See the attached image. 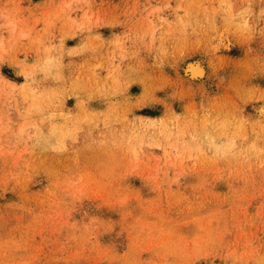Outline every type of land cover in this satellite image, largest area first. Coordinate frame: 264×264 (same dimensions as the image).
Here are the masks:
<instances>
[{"label": "rangeland", "instance_id": "rangeland-1", "mask_svg": "<svg viewBox=\"0 0 264 264\" xmlns=\"http://www.w3.org/2000/svg\"><path fill=\"white\" fill-rule=\"evenodd\" d=\"M0 264H264V0H0Z\"/></svg>", "mask_w": 264, "mask_h": 264}, {"label": "bare ground", "instance_id": "bare-ground-1", "mask_svg": "<svg viewBox=\"0 0 264 264\" xmlns=\"http://www.w3.org/2000/svg\"><path fill=\"white\" fill-rule=\"evenodd\" d=\"M161 18H162V17H161ZM161 18H160V19H161ZM192 71H193V69H192ZM194 71H195V70H194ZM195 72H196V71H195ZM195 72H194V73H195ZM192 76H194V75H192Z\"/></svg>", "mask_w": 264, "mask_h": 264}]
</instances>
